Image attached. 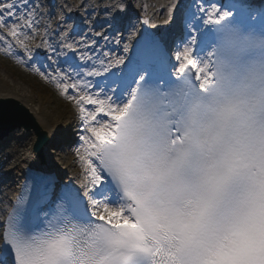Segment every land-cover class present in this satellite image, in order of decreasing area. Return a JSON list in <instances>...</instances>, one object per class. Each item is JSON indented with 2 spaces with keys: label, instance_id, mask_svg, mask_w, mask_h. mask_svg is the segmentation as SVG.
Segmentation results:
<instances>
[{
  "label": "snow or ice",
  "instance_id": "1",
  "mask_svg": "<svg viewBox=\"0 0 264 264\" xmlns=\"http://www.w3.org/2000/svg\"><path fill=\"white\" fill-rule=\"evenodd\" d=\"M56 7L53 28L42 0H0V53L73 104L80 171L21 169L0 264H264V6Z\"/></svg>",
  "mask_w": 264,
  "mask_h": 264
},
{
  "label": "bare ground",
  "instance_id": "2",
  "mask_svg": "<svg viewBox=\"0 0 264 264\" xmlns=\"http://www.w3.org/2000/svg\"><path fill=\"white\" fill-rule=\"evenodd\" d=\"M68 2L69 5H76L80 0H68ZM133 2L141 3L139 0H133ZM164 17L165 15L162 21ZM160 29L164 34L174 31V28L167 26H162ZM0 113L6 120L5 127L0 129V199H3L5 195L8 199L14 196L13 194L18 189V181L23 176L21 169L25 166L45 171L51 170L59 177L66 179L80 171L78 165L72 163L73 159L65 160L66 153L72 149L73 142L65 147L61 144L68 143L69 137L74 135L75 120L67 124V136L62 135L60 122L50 112H44L39 106L32 105L29 95L17 86L10 90L0 91ZM53 129L59 130L55 140L51 139ZM24 130L29 133L27 139L18 140L17 136ZM37 132L44 135L37 137ZM37 139L40 141L39 156L32 151L33 143ZM51 144L56 146H49ZM29 153V161L20 162L21 156ZM62 159L64 161H61Z\"/></svg>",
  "mask_w": 264,
  "mask_h": 264
},
{
  "label": "rangeland",
  "instance_id": "3",
  "mask_svg": "<svg viewBox=\"0 0 264 264\" xmlns=\"http://www.w3.org/2000/svg\"><path fill=\"white\" fill-rule=\"evenodd\" d=\"M139 2L147 5L149 14L161 6H166L169 0H139ZM68 4V0H64V4ZM182 6L185 5V0H180ZM164 13H160L156 19L162 21ZM165 18V17H164ZM45 71V73L54 72L55 68ZM23 89L30 97L32 105L39 106L42 111L50 112L56 120L60 122V133L67 136V124L75 120V111L73 104L67 100L66 96L61 95L60 91L53 83L43 79L39 73L33 71L30 66L17 62L11 56L0 53V91L10 90L15 87ZM75 136L69 137L68 143H62L63 146L72 144ZM73 147V145H72ZM74 159L72 149L66 153L65 160ZM61 161H64L62 159Z\"/></svg>",
  "mask_w": 264,
  "mask_h": 264
},
{
  "label": "water",
  "instance_id": "4",
  "mask_svg": "<svg viewBox=\"0 0 264 264\" xmlns=\"http://www.w3.org/2000/svg\"><path fill=\"white\" fill-rule=\"evenodd\" d=\"M6 113V111H5ZM5 119H4V116L0 113V129L5 127L6 123H5Z\"/></svg>",
  "mask_w": 264,
  "mask_h": 264
}]
</instances>
